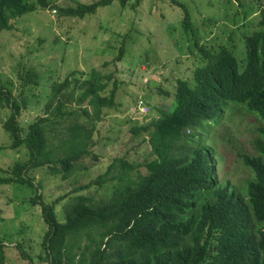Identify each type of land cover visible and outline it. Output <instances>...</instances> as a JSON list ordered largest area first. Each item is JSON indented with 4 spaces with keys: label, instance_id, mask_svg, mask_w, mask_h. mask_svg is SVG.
I'll return each instance as SVG.
<instances>
[{
    "label": "trees",
    "instance_id": "1",
    "mask_svg": "<svg viewBox=\"0 0 264 264\" xmlns=\"http://www.w3.org/2000/svg\"><path fill=\"white\" fill-rule=\"evenodd\" d=\"M129 1L77 3L52 8V12L82 19L112 2L124 8ZM142 2L133 0L131 7L136 9ZM169 2L182 12L183 32H191L188 9L176 0ZM48 5V0H0V32L10 31L11 21L17 17ZM261 20L263 26L264 17ZM261 27L243 37L245 63L241 71L230 50L220 47L212 54L198 45L191 32L188 40L200 54L197 56L200 63L192 77L187 78L193 85L176 79L174 85L168 86L169 91L163 92L167 96L157 95L168 104L174 103L172 111L130 129L133 135H146L150 147L147 158L143 163H128L123 157L114 159L103 174L77 189L83 191L92 186L99 189L110 184L111 192L103 199L74 196L71 203H66L65 221L60 223L55 214L58 200L45 204L34 202L41 199L40 195L32 198V203L40 204L46 228L42 246L49 264H264V30ZM118 49L115 61L120 60L124 47ZM188 51L190 55L192 49L188 47ZM116 90L113 75H102L95 70L87 78L55 83L44 116L24 128L18 120L22 109L17 99L10 89L0 86V116H4L2 128L9 135V148L24 147L28 156L27 161H16L6 176L0 177V186L33 187L28 172L44 166L53 175L62 172L61 178L67 179L78 168L76 164L90 154L95 120L101 117L104 108L116 107ZM73 101L77 107L84 102L93 107V117L82 110L90 128L78 122L75 111L67 109ZM140 102L147 110L138 114L145 116L149 111L150 115L147 99L139 97L137 110ZM228 102L241 105L263 125L259 128L260 137L253 141L256 155L236 152L251 175L246 183L245 199L228 183L219 182L214 155L204 144L206 129L228 107ZM67 120L70 125L65 128V135L63 124ZM51 138H57V143ZM140 166L145 168L144 174L138 170ZM4 248L0 242V264H6Z\"/></svg>",
    "mask_w": 264,
    "mask_h": 264
},
{
    "label": "rangeland",
    "instance_id": "2",
    "mask_svg": "<svg viewBox=\"0 0 264 264\" xmlns=\"http://www.w3.org/2000/svg\"><path fill=\"white\" fill-rule=\"evenodd\" d=\"M95 1L98 0H48L47 8L37 7L17 17L11 21L10 31L0 32V86L10 89L17 99L22 109L18 120L24 128L44 116L55 83L87 78L92 70L111 74L117 82L116 107L104 108L101 117L95 120L90 154L76 164L78 168L67 179L61 178L62 172L53 175L44 166L28 172L33 187L0 186V242L5 245L6 264H49L42 246L46 228L40 204L32 203L35 195L41 199L34 202L51 204L58 200L55 214L58 222L63 223L64 207L74 196L99 200L111 192L110 184L99 189L96 186L77 189L103 174L114 159L144 162L150 152L147 137L144 133L133 135L130 129L172 111L174 103L168 104L157 95L167 96L163 92L169 91L168 86L174 85L176 79L193 85L187 78L192 77L200 63L197 62L200 54L188 40L191 32L198 45L212 54L220 47L230 50L241 71L245 63L243 37L259 29L264 17V0H176L184 4L191 17V32L184 33L182 12L169 0H143L136 9L131 7L133 0L124 8L112 2L82 19L52 12V8ZM261 29L264 30V25ZM121 46L124 51L120 60L115 61ZM188 47L192 49L190 55ZM142 96L151 106L150 115L149 111L145 116L138 114L136 104ZM70 105L67 109L78 114V122L90 128L82 110L93 117V107L87 102L80 107L74 101ZM227 106L206 129L204 144L214 155L219 182L228 183L245 199L251 175L236 152L256 155L253 141L260 137L259 128L263 125L241 105L228 102ZM3 122L1 114L0 177L6 176L16 161L28 160L24 147L9 148L11 141L2 128ZM68 125L69 120L63 124L64 131ZM51 140L57 143V138ZM138 168L145 173L143 166Z\"/></svg>",
    "mask_w": 264,
    "mask_h": 264
},
{
    "label": "built area",
    "instance_id": "3",
    "mask_svg": "<svg viewBox=\"0 0 264 264\" xmlns=\"http://www.w3.org/2000/svg\"><path fill=\"white\" fill-rule=\"evenodd\" d=\"M138 110H139V112L141 113V114H145V112H146V107L145 106H143L142 104H141V102L139 103V105H138Z\"/></svg>",
    "mask_w": 264,
    "mask_h": 264
}]
</instances>
